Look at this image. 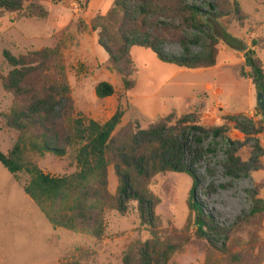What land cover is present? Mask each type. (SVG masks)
Wrapping results in <instances>:
<instances>
[{"label": "rangeland", "instance_id": "1", "mask_svg": "<svg viewBox=\"0 0 264 264\" xmlns=\"http://www.w3.org/2000/svg\"><path fill=\"white\" fill-rule=\"evenodd\" d=\"M113 0H30L18 13L0 10V75H8L10 67L3 51L14 55L61 45L75 103L74 118L107 122L120 106L125 112L115 134L135 122L147 129L161 117L175 113L176 119L199 110L205 127L230 125L229 115L249 116L264 128V116L257 110L258 92L248 77L245 65L253 41H264V0H236L250 16L244 28L225 20L229 38L240 42H221L217 65L205 70H187L165 64L145 48H132L136 67L133 90H124L121 76L111 69L109 56L99 45L98 34L90 22L98 14H106ZM39 3L50 12L48 18L30 15V3ZM103 3V4H102ZM210 11L201 0H188ZM158 28H170L180 36L204 37L183 28L174 17H162ZM218 32L221 29L218 27ZM204 40V39H203ZM202 40V41H203ZM228 41V40H227ZM168 54L180 55L178 38L163 43ZM203 52L202 43L192 47ZM256 50L264 67V51ZM108 82L115 95L100 99L95 88ZM13 97L0 84V152L7 154L16 144L18 133L7 127L3 114L9 113ZM230 143L205 137L184 156L185 164L195 174L198 187L192 197L193 179L187 173H165L156 176L150 190L160 199L157 214L164 229L187 232L190 243L173 257L174 264H226L222 247L226 243L232 253H257L264 244V213L249 218L256 204L264 206V130L246 139L230 125ZM197 143V142H195ZM235 151L247 171L233 177L227 171L229 153ZM32 160L52 176L71 175L78 171L74 150L59 157L53 153L33 154ZM26 174L11 175L0 164V264H123L128 250L150 239L141 226L137 204L128 213L111 211L106 215V229L101 240L83 233L54 229L37 205L25 194ZM119 180L114 167L109 169V192L116 196ZM198 204L207 227V236L194 234L196 214L191 215L190 202ZM248 216L247 219H245ZM242 219V220H241Z\"/></svg>", "mask_w": 264, "mask_h": 264}, {"label": "trees", "instance_id": "2", "mask_svg": "<svg viewBox=\"0 0 264 264\" xmlns=\"http://www.w3.org/2000/svg\"><path fill=\"white\" fill-rule=\"evenodd\" d=\"M27 1L30 0H0V10L18 13ZM187 1L114 0L105 15L98 13L93 17L90 28L98 34L99 45L108 54L111 69L121 76L126 92L136 86L137 71L131 52L134 47L152 51L165 64L205 70L217 65L221 42H240L239 39L231 41L224 22H234L241 29L246 26L250 16L238 1L201 0L210 11L196 4L189 5ZM28 10L35 18L46 19L50 15L39 3L31 2ZM162 17H174L183 28L204 37L180 36L173 29L158 28L155 22ZM175 37L183 49L180 55L168 54L163 47L165 41ZM200 43L203 52L196 54L192 47ZM252 45L245 56L250 72L240 73L251 79L257 92L264 95V67L253 49L264 51V41L258 39ZM3 57L11 70L6 76L0 75V84L13 97V103L9 113L2 116L7 127L18 133V140L7 154L0 152V164L14 177L21 173L28 176L24 192L54 229L83 233L101 240L106 229V215L111 211L125 215L130 204L136 203L140 224L151 237L131 247L123 264H174L173 257L191 241L187 232L163 228L157 214L160 199L150 190L156 176L169 172L189 174L193 179V197L198 180L184 160L193 145H200L209 136L229 144L230 125L246 139L264 130L262 124L257 128V124L243 114L226 116L224 120L230 125L205 127L200 123L197 110L180 119L171 113L147 129L132 122L115 134L125 115L120 106L104 123L73 117L75 103L61 45L18 56L4 50ZM95 91L100 99L116 93L108 82L99 83ZM257 110L264 116L262 108ZM70 149L75 152L78 167L71 175L52 176L32 160L33 154L53 153L64 157ZM111 166L119 180L116 196L109 192ZM227 171L235 178L247 171L235 151L229 153ZM190 209L192 216L196 214L195 236L206 237L207 227L193 198ZM261 213H264V206L256 204L249 218ZM222 253L226 264H264V244L259 246L257 253H232L225 243Z\"/></svg>", "mask_w": 264, "mask_h": 264}, {"label": "water", "instance_id": "3", "mask_svg": "<svg viewBox=\"0 0 264 264\" xmlns=\"http://www.w3.org/2000/svg\"><path fill=\"white\" fill-rule=\"evenodd\" d=\"M258 106L264 110V95L262 92L258 93Z\"/></svg>", "mask_w": 264, "mask_h": 264}, {"label": "crops", "instance_id": "4", "mask_svg": "<svg viewBox=\"0 0 264 264\" xmlns=\"http://www.w3.org/2000/svg\"><path fill=\"white\" fill-rule=\"evenodd\" d=\"M113 1H114V0H113ZM113 1H112V2H113ZM102 4H103V3H102Z\"/></svg>", "mask_w": 264, "mask_h": 264}]
</instances>
